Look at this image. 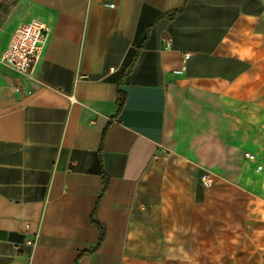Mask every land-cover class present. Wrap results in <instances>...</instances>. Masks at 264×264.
<instances>
[{
  "label": "crops",
  "instance_id": "1",
  "mask_svg": "<svg viewBox=\"0 0 264 264\" xmlns=\"http://www.w3.org/2000/svg\"><path fill=\"white\" fill-rule=\"evenodd\" d=\"M245 151L264 166V0H0V264H123L163 153L250 184Z\"/></svg>",
  "mask_w": 264,
  "mask_h": 264
},
{
  "label": "rangeland",
  "instance_id": "2",
  "mask_svg": "<svg viewBox=\"0 0 264 264\" xmlns=\"http://www.w3.org/2000/svg\"><path fill=\"white\" fill-rule=\"evenodd\" d=\"M252 169L239 184L163 153L122 240L123 264H264V192L254 186L264 172Z\"/></svg>",
  "mask_w": 264,
  "mask_h": 264
},
{
  "label": "built area",
  "instance_id": "3",
  "mask_svg": "<svg viewBox=\"0 0 264 264\" xmlns=\"http://www.w3.org/2000/svg\"><path fill=\"white\" fill-rule=\"evenodd\" d=\"M108 6L112 7L113 4L108 3ZM48 32V27L38 20L21 24L15 29L8 46L1 54L2 61L7 63L16 74L28 76L41 57ZM14 90L17 88L14 87ZM243 157L247 162L254 163L257 171L264 169V166L256 162L252 153L245 151ZM202 182L210 186L212 179L205 174Z\"/></svg>",
  "mask_w": 264,
  "mask_h": 264
},
{
  "label": "trees",
  "instance_id": "4",
  "mask_svg": "<svg viewBox=\"0 0 264 264\" xmlns=\"http://www.w3.org/2000/svg\"><path fill=\"white\" fill-rule=\"evenodd\" d=\"M119 107H121V103H120Z\"/></svg>",
  "mask_w": 264,
  "mask_h": 264
}]
</instances>
